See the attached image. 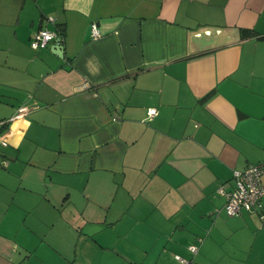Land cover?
I'll return each instance as SVG.
<instances>
[{"label": "crops", "instance_id": "obj_1", "mask_svg": "<svg viewBox=\"0 0 264 264\" xmlns=\"http://www.w3.org/2000/svg\"><path fill=\"white\" fill-rule=\"evenodd\" d=\"M4 120L0 264H264V0H0Z\"/></svg>", "mask_w": 264, "mask_h": 264}, {"label": "built area", "instance_id": "obj_2", "mask_svg": "<svg viewBox=\"0 0 264 264\" xmlns=\"http://www.w3.org/2000/svg\"><path fill=\"white\" fill-rule=\"evenodd\" d=\"M52 20V19H51ZM90 31L93 38L101 35L96 21L91 22ZM59 40L58 32L55 29L39 28L33 35L30 45L33 48L45 47L52 40ZM157 113L156 107H148L147 118L151 119ZM6 121H0L4 124ZM3 144L6 141L2 140ZM234 186L230 190L219 186L217 191L225 197L224 209L227 214L233 215L241 210H253L261 206V199L264 198V159L248 164L243 169H234ZM264 218V213H262ZM198 240H201L199 238ZM188 250L195 253L198 244L191 243L187 246ZM181 264H194L192 259L177 255Z\"/></svg>", "mask_w": 264, "mask_h": 264}, {"label": "water", "instance_id": "obj_3", "mask_svg": "<svg viewBox=\"0 0 264 264\" xmlns=\"http://www.w3.org/2000/svg\"><path fill=\"white\" fill-rule=\"evenodd\" d=\"M59 41L57 40L56 42H55V44L53 45V47H54V49H56L57 51H55L57 54H59L58 53V50H61L62 51V48H61V46H60V43H58Z\"/></svg>", "mask_w": 264, "mask_h": 264}, {"label": "trees", "instance_id": "obj_4", "mask_svg": "<svg viewBox=\"0 0 264 264\" xmlns=\"http://www.w3.org/2000/svg\"><path fill=\"white\" fill-rule=\"evenodd\" d=\"M211 93H212V91H211V92H209V93L207 94V96H208V95H210Z\"/></svg>", "mask_w": 264, "mask_h": 264}]
</instances>
